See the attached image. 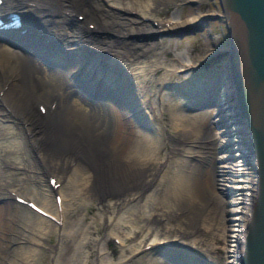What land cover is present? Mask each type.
Returning a JSON list of instances; mask_svg holds the SVG:
<instances>
[{
	"label": "bare ground",
	"instance_id": "obj_1",
	"mask_svg": "<svg viewBox=\"0 0 264 264\" xmlns=\"http://www.w3.org/2000/svg\"><path fill=\"white\" fill-rule=\"evenodd\" d=\"M168 3L0 0V14L16 10L24 22L31 21L55 37L53 50L46 52L48 59L44 61L40 39L38 43L31 41L30 35L23 40L13 29L0 35V264H29L38 253L27 241H35V233L45 237L42 230L31 229L34 219L43 217L14 196L33 193L34 199L51 209L53 187L46 180L48 171L57 174L56 180L65 177L70 184L78 178L83 196L96 198L101 211L124 209L114 219L107 218L106 226H116L121 215L129 213L133 222L125 226L130 234L122 225L114 226L117 231L113 235L119 237L121 247L102 252V257H113L120 251L132 258L134 252L150 250L151 255L156 249L173 247L180 250L177 254L185 264H208L210 258L205 253L221 238L232 241L229 247H216L226 250V264H240L238 255L256 178L248 128L240 123L237 132L236 123L225 126L211 105H191L190 100L197 103L217 85L213 80L193 86L195 95L187 96L190 98L172 102L163 95L161 105L154 106L155 86L179 74L174 67L160 64L144 68L143 55L159 42L155 45L154 37L146 41L134 35L139 30L153 35L202 17L197 14L180 19L153 14ZM131 9L134 11L130 13ZM77 12L80 17L74 15ZM87 21L92 22L91 27ZM78 43L96 52L80 55L71 48ZM59 44L68 48L60 50ZM208 50L201 43L195 62L202 63L217 52ZM95 57L102 62L97 63ZM177 62L179 70L183 67L187 71L194 60ZM101 71L102 77L96 80ZM156 71L160 74L154 77ZM193 75L187 71L188 77ZM221 76V87L230 88L229 77L220 81ZM219 94L226 103L222 91ZM39 102L44 111L38 109ZM144 123L156 128L158 135L147 132ZM230 147L235 149L231 151ZM231 161L240 175L236 177L239 183L232 187L227 184L233 171ZM67 169H72L70 176ZM70 189L75 193L72 184ZM55 206L56 212L49 211L58 217L65 208L64 195ZM229 219L235 224L232 233L227 226ZM87 227L92 230L93 223L88 222ZM202 233L211 235L213 241L200 237ZM126 258L114 264H126ZM149 259L148 264H173L159 257Z\"/></svg>",
	"mask_w": 264,
	"mask_h": 264
},
{
	"label": "rangeland",
	"instance_id": "obj_2",
	"mask_svg": "<svg viewBox=\"0 0 264 264\" xmlns=\"http://www.w3.org/2000/svg\"><path fill=\"white\" fill-rule=\"evenodd\" d=\"M101 1L105 4L108 3V0ZM129 12L131 13L133 11L131 10ZM154 12L153 14L155 16L159 14L157 15L158 17L180 18L184 16L185 18L197 14H201L202 16L180 27L164 29L163 31L154 33L153 35L150 33V31H140L139 33L134 35V38L145 39L146 41L152 40V38L154 37L153 39L156 42L155 45L159 42L155 48L148 49L143 55L142 58L146 62H142L141 64L144 68H146L147 66L149 67L152 64H154V66L160 64V66H166L167 68L174 67L176 69L177 67H179V62L177 61L184 62L187 60H194L193 64L191 63L188 67L190 73L194 74L192 77L189 76V78L187 76L188 70L185 71L186 69L182 67V69L180 70L176 69L177 73L179 74L178 76L173 75V77L167 79L164 84H160L158 86L154 85L156 87V93L152 95V102L154 103L155 107H159L162 103L163 95L165 99L171 100L172 102H175V100L178 98H190L195 95V92L193 91L196 90V87L193 86L199 85L201 83H206L205 81L209 80H213L215 82V79L217 80L219 75L221 76L222 74H224L225 71L222 59L226 60V55L222 54L221 57H218L217 53L227 46L228 41L224 25V16L222 14V10L220 8L218 0H169V3L166 4L165 7L159 8ZM189 25H193V29H189L188 31H181L183 27ZM201 43H204V46L206 45L209 48L208 51L211 52L212 50L216 49L217 52L211 57L209 56L207 57V59L205 58L204 60L207 61H205L204 63H200V60H198L196 63L195 55H197L196 51L198 50ZM156 72L158 73V71ZM156 72L153 73L154 77H157L160 74H156ZM197 82L198 84H196ZM217 83H219V81ZM188 86H191V89L189 91L187 89ZM189 95L190 97H187ZM167 112L169 115L170 111ZM143 127H145L146 129V126L143 125ZM146 131L152 135H158L156 128H151L150 130L146 129ZM231 163L232 162H230L229 164L233 166V171L230 174L231 180L227 184L232 187L239 183L236 180V177H239L240 175L238 174L236 164L234 165L233 163ZM67 170V175L70 176V174L72 173V169ZM60 182V186L58 185L56 189L57 191L59 190L58 192L61 196H65V208L63 209L61 214L65 218L64 221L63 219H61L59 222H56L50 217L38 213L43 217V219L40 220L36 215L31 214V211H26L29 215L31 214L32 217L35 216V218H37L34 219L35 221L31 229L40 231L42 230L45 233V237H40L36 233L34 236L31 235L32 237L36 238V242L27 241V244L29 246L36 248L38 251V253L33 256L34 258H30L31 262H29V264H114L116 262H119L124 257L126 258L128 256L126 254L129 253H121L120 251H117V254L114 253L116 256L113 257L100 256L102 252H112V250L120 249L121 246L119 243H117V239L119 240V237L113 235L114 231H117L115 230L116 228H114L115 225L106 226L105 221L110 216H112L114 219V216H116V214L122 213L124 209L115 211V213L113 211V213H111V211H101L99 209L100 202L96 198H89V196L87 195L83 196L82 190L79 185L80 180L78 178L73 179L71 183L75 193L71 192V181H66L65 177H62L60 178ZM26 195L30 196V193H26ZM31 195L32 196L30 197H33V193ZM50 201L51 202L49 207H51V209L49 208V210H53V212H56L55 201L53 197H51V195ZM37 202L40 203L39 200ZM40 204L48 208V205L46 206V204ZM129 206L131 205H128L127 207ZM52 207L54 209H52ZM130 219L131 218L129 217V213H127L125 216L121 215V221L116 226L119 227L122 225L123 230L125 231L126 229L127 233L130 234V231H128V227L125 226H130V224L133 222ZM88 222L93 223V231L88 230L90 228L87 227ZM227 226L231 229L232 233V228L235 227L234 221L232 219H229ZM227 230L230 231L229 229ZM200 237H203L207 242L213 241H210L211 239H209V237L211 238V235L206 233H202ZM127 241L130 242L131 239H127ZM89 242L91 243L89 244ZM11 243L13 244L14 242ZM59 244L62 246V248H64L62 249ZM223 244L225 247H229V244H232V241L227 240L226 242L225 240L224 242V240L218 238L217 242L212 244L215 245V247H213L211 251H207V254L205 253V255H208V257L210 258L208 264H226V250L216 248L217 246H223ZM148 251L137 253L138 255L132 254V258H126L125 262L127 260L129 261V263L127 261L126 264H148V262L150 261L149 258L151 256L159 257L162 260L165 259L166 261H168V263L185 264L184 262H182V257L177 254L180 251L178 248L166 247L160 250L156 249L151 255H148L149 253H151L150 250ZM89 253L92 254V256H88ZM197 254L204 259L202 253ZM139 255L142 256L140 257Z\"/></svg>",
	"mask_w": 264,
	"mask_h": 264
},
{
	"label": "water",
	"instance_id": "obj_3",
	"mask_svg": "<svg viewBox=\"0 0 264 264\" xmlns=\"http://www.w3.org/2000/svg\"><path fill=\"white\" fill-rule=\"evenodd\" d=\"M218 3L228 43L217 56L226 55V60L222 59L226 75L221 81L229 77L231 87L217 84L212 95L226 124L236 123V131L240 123L246 125L255 156V192L238 261L264 264V0H218ZM189 29L193 25L181 31ZM221 91L226 103L218 97Z\"/></svg>",
	"mask_w": 264,
	"mask_h": 264
}]
</instances>
